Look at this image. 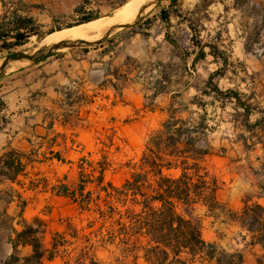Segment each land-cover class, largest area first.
Here are the masks:
<instances>
[{"label":"trees","instance_id":"obj_1","mask_svg":"<svg viewBox=\"0 0 264 264\" xmlns=\"http://www.w3.org/2000/svg\"><path fill=\"white\" fill-rule=\"evenodd\" d=\"M125 1L113 7H119ZM176 2L170 0L171 4ZM55 3L54 0H0V52L14 51L33 37L39 41L54 31L99 18L83 13L85 5L81 4L74 9L79 17L73 24L52 27L43 32L37 16L47 14L53 21ZM250 6L253 23L264 27V6L256 2L250 3ZM159 16L162 21H167L166 12H160ZM165 40L177 48L176 42L167 35ZM254 43H258V36H247L245 52H253L250 46ZM259 55L264 57V52ZM206 56L220 63V67L211 72L201 86L194 87L196 94L186 103L172 102L169 105L167 118L159 129L148 136L138 162L126 163L130 169L129 176L120 186L105 178L111 166L107 154L113 146L112 137H107L108 141L102 143L104 149L100 159L91 160L89 153L77 159V178L73 184H67L65 177L57 178L51 185L44 178L28 179L27 169L35 164L52 161L70 163L63 154L66 149L64 136L54 127L58 123L65 128L71 118L68 114L75 113L79 119V110L72 108L92 103V99L82 95L73 98L69 93L64 94L58 105L61 113L55 109L43 111L48 120L46 134L34 135V140L28 141V151L13 147L0 151V187L12 184L30 190L41 187L52 196L68 199L79 214L87 215L86 225L80 228L65 221L63 229L53 233L49 247L45 248L42 243L44 226L30 225L23 219L26 202L18 191L11 187L0 189V204L6 206L0 212V225H8L7 241L11 247L10 255L0 264H132L126 262L128 258H141L145 264H243V256L238 250H225L203 239L198 208H205L214 217L222 218L223 223L244 232L241 235L244 247H257L259 253L255 255V264H264V205L245 197L240 209L232 210L217 198L223 183L208 163L217 152L209 140L215 129L209 122L214 119L207 117L205 106L215 102L221 104L222 110L226 105L231 106L233 112L228 114L230 123L242 129L236 140L244 150L248 149V141L253 140L252 146L259 144L263 151L264 139L258 134H264V108L259 107L260 102L255 100L254 93H240L235 88L220 89L215 79L224 78L232 63L223 51L211 44L200 46L193 63ZM110 66L111 63H108V68ZM113 73L112 76H115L118 69H113ZM123 73L116 78L118 83L107 79L110 74H104L100 89L111 86L121 93L133 81L128 73ZM159 84L160 80L156 85ZM152 90L154 95L160 93L157 87ZM189 107L195 110L188 111ZM35 110L39 111L38 108ZM185 113L186 117L183 116ZM252 116H255L253 121ZM59 138L63 140L61 144ZM60 147L63 150L55 149ZM219 150L224 152V148ZM20 177L29 180L27 186ZM258 188L257 198H264V177ZM13 194L20 201L16 214L19 218L16 224L21 227L19 230L11 226L15 216L6 212L14 202ZM21 248H28L29 254L20 256ZM98 251H118L120 256L106 263L97 258Z\"/></svg>","mask_w":264,"mask_h":264},{"label":"rangeland","instance_id":"obj_2","mask_svg":"<svg viewBox=\"0 0 264 264\" xmlns=\"http://www.w3.org/2000/svg\"><path fill=\"white\" fill-rule=\"evenodd\" d=\"M53 10L55 19L51 21L47 14L37 16L42 25L41 30L46 32L52 27H63L73 24L79 17L74 9L84 4L83 13L97 15L99 18L109 15L117 9L116 6L122 0H54ZM151 0V4L142 12L137 23L124 29H115L103 35L101 45L89 46L78 44L75 47L65 48L55 52L47 59L63 58L65 61H85L98 64L103 68L104 74H110L107 79L118 83L116 78L128 73L133 79L122 89L121 93L111 86L100 89L89 84L86 88V96L92 99L91 104L75 106L72 109L79 110V119L74 114L71 116L65 128L55 124L56 132L63 134L66 149H60L70 163L59 164L55 161L34 165L28 168V179L44 178L51 185L56 179L65 177L67 184H73L77 178L76 161L81 156L91 155V160L101 158L103 142L107 137L113 138V146L107 156L111 162L109 170L105 174L106 180L115 186H120L129 176L130 169L127 162H138L144 144L148 136L159 129L160 124L167 118V108L173 103H186L196 94L194 87L201 86L208 75L220 67L211 56L193 63L202 44H211L218 47L228 56L232 66L225 72L224 78L215 79L220 89L235 88L240 93H254L255 100L260 102L259 107L264 108V27L253 23L252 6L250 3L264 2V0H177L171 4L170 0ZM111 4H108L110 3ZM125 3V2H124ZM120 7V6H119ZM167 13V21H162L160 12ZM176 42L177 48L171 46L165 36ZM247 36L257 38L258 43L250 47L253 52H245L244 43ZM41 40L31 38L24 46L11 51L0 52V64L10 54L31 52L39 48ZM207 53L208 49H204ZM104 52V53H103ZM258 52L259 54L254 55ZM103 53V54H102ZM130 58L132 60H127ZM44 61V60H43ZM127 62V65H126ZM37 63V62H36ZM106 63H111L110 68ZM35 63H21L16 68L8 66L4 74L32 66ZM126 65L123 67V65ZM113 69L118 73L112 76ZM232 71H235L234 73ZM104 77V75H103ZM93 81L100 79V73L93 74ZM104 79V78H103ZM160 80V84L157 81ZM78 87V85H77ZM77 87L63 94H71L78 98ZM154 87L159 88L160 93L154 95ZM79 89V88H78ZM27 94H21L16 99L2 100L0 110L24 107ZM64 98V96H63ZM206 102L210 99H205ZM17 106V108H16ZM209 122L214 126V132L209 136L211 145L217 155L208 161L213 172L219 177L223 185L217 193L218 200L232 210H238L242 206L245 197L251 198V202L264 205V198H257L258 185L264 177V151L261 145L252 146L248 141V149L244 150L242 144L236 140V135L242 129L230 123L229 113L231 106L226 105L224 110L221 104H206ZM56 112L61 113V109ZM71 109V108H68ZM72 110V111H75ZM195 110L189 107L188 111ZM184 117L187 116L185 113ZM255 116L251 117V121ZM17 121H15L16 123ZM248 135V134H246ZM264 139L263 133L258 134ZM63 140L58 139L61 144ZM72 142L74 144H72ZM224 148V152L220 151ZM34 174H37L35 176ZM28 185L29 180H24ZM11 187L18 191L21 199L26 202L22 217L30 225H43L42 243L49 247L50 239L55 232L63 229L65 221H70L78 228L86 225L87 215L79 214L68 199L52 196L44 192L43 188L21 189L16 184L3 185L0 189L8 190ZM14 202L9 205L6 212L9 216H15L11 225L19 230L21 227L16 222L19 212L15 194ZM6 198V196H3ZM0 204V212L5 208ZM200 217L201 235L206 242L215 243L218 247L233 251L238 250L243 256V264H255V255L258 248H245L241 239V232L235 226H228L222 222V218H216L208 213L205 208H198ZM8 225H0V263L11 253V247L7 241ZM113 250V249H111ZM110 250V251H111ZM29 254L28 248L20 249V256ZM118 251L109 253L98 251L97 258L102 262H110L119 257ZM127 263L145 264L141 258L134 260L128 258ZM44 264H50L44 262Z\"/></svg>","mask_w":264,"mask_h":264},{"label":"crops","instance_id":"obj_3","mask_svg":"<svg viewBox=\"0 0 264 264\" xmlns=\"http://www.w3.org/2000/svg\"><path fill=\"white\" fill-rule=\"evenodd\" d=\"M97 65L85 61H65L63 58L45 59L32 66L3 74L0 77V102L16 99L22 93L28 97L26 105L20 110L17 106L16 110H0V151L7 147L28 151V141H33L34 135L46 134L48 120L44 110L56 111L55 107L63 100V93L73 90L77 85L76 93L87 97V85L97 86L103 80V68ZM98 72L100 79L93 81V74ZM36 108L39 109L38 112Z\"/></svg>","mask_w":264,"mask_h":264},{"label":"bare ground","instance_id":"obj_4","mask_svg":"<svg viewBox=\"0 0 264 264\" xmlns=\"http://www.w3.org/2000/svg\"><path fill=\"white\" fill-rule=\"evenodd\" d=\"M145 0H126L115 12L112 18L101 17L93 21L63 28L46 35L39 46L49 45L65 40H96L106 34L115 24L129 23L140 13ZM5 58V57H3ZM21 63L11 64V68L20 66Z\"/></svg>","mask_w":264,"mask_h":264},{"label":"water","instance_id":"obj_5","mask_svg":"<svg viewBox=\"0 0 264 264\" xmlns=\"http://www.w3.org/2000/svg\"><path fill=\"white\" fill-rule=\"evenodd\" d=\"M157 1L158 0L154 1V3H156ZM150 2H151V0H145L144 5H143L142 9L140 10V13H138V15L135 17V19H133L129 23H119V24L113 25L106 32V35L115 29H124V28H128V27L135 25L137 23L138 18L141 16L142 12L148 7V5L151 4ZM117 9H115L109 15L104 16V17L105 18H112L114 16V12ZM66 28H68V27H66ZM102 41L103 40L98 41L97 39L91 40V41L65 40V41L56 42V43L49 44V45L40 46L39 48H36V50L31 51V52H21V53L10 54V55L6 56L5 59L3 60V62L0 64V77L5 73L6 69L11 64H14V63L31 64V63L40 62V61H43V60L51 57L55 52L60 51L62 49L75 47L78 44L95 46V45H98Z\"/></svg>","mask_w":264,"mask_h":264}]
</instances>
